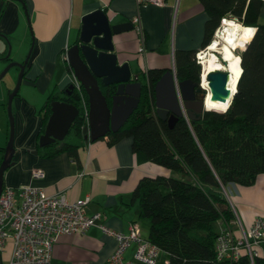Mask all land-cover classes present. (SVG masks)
<instances>
[{"label":"crops","instance_id":"1","mask_svg":"<svg viewBox=\"0 0 264 264\" xmlns=\"http://www.w3.org/2000/svg\"><path fill=\"white\" fill-rule=\"evenodd\" d=\"M96 9L104 10L109 21L117 25L130 21L134 15L139 16L145 33L144 52L139 51V36L134 27L114 36L113 41L119 64L128 62L133 76L149 68H168L176 72L175 51L194 50L196 55L203 50L204 26L208 18L198 0H165L162 6L141 5L138 0H0V56L6 55L9 43L14 53L12 59L17 63L30 54L24 70L27 77L12 100L15 153L12 165L3 174L4 186L34 185L48 194L65 193L73 201L90 195L92 201L86 212L99 213L98 224L127 234L130 225L136 223L141 235L149 238L150 222L140 217L139 203L131 196L132 192L144 177H178L179 174L149 161L145 152L134 153L133 138L128 136L112 144L107 135L97 141L90 140L88 145L86 141L79 152L81 165L67 153L46 159L36 149L42 128L39 109L46 105L52 89H67L74 80L72 67L66 60L67 50L77 43L82 17ZM252 29L255 32L256 29ZM216 34L214 40L219 38V32ZM217 49L228 54L223 47ZM5 65L0 62V71ZM202 68L207 76L210 69L205 64ZM1 83L0 148L3 150H0V162L9 141L7 96L12 90ZM36 169H41L45 177L33 179L31 171ZM222 190L237 220V224L231 226L236 234L252 226L255 216H264V173L258 175L250 187L231 183ZM215 224L214 229L219 231L222 222ZM117 243L115 236L104 233L98 226L82 235L59 236L52 247L51 264H108ZM260 243L258 255L264 257V239ZM11 247L9 241L6 249L0 252V264L10 259ZM135 251L132 243L125 252V259H131ZM157 259V264H169L162 251Z\"/></svg>","mask_w":264,"mask_h":264},{"label":"trees","instance_id":"2","mask_svg":"<svg viewBox=\"0 0 264 264\" xmlns=\"http://www.w3.org/2000/svg\"><path fill=\"white\" fill-rule=\"evenodd\" d=\"M198 1L208 18L203 47L212 44L224 18L237 19L250 29L246 28L245 38L236 47H242L238 66L242 74L229 108L223 112L228 103L210 101L213 104L207 105L209 110L219 111L205 110L198 121L179 116L171 125L159 119L154 108L156 82L169 69L149 68L136 79L141 91L134 112L122 128L106 135L109 144L125 136L132 137L134 153L145 152L149 161L179 174L178 177H144L131 195L139 203L140 217L150 222L151 243L161 248L169 264H264L263 256L252 261L246 252L237 260L219 259L215 254L219 232L214 229L216 222L234 219V211L222 189L231 183L250 187L264 173V23H260L259 15L264 0ZM251 28H256L255 33ZM195 53L194 50L174 52L178 79H193L197 73L199 81ZM100 85L110 106L117 85ZM82 96L88 108L84 86ZM55 100L74 104L79 114L64 140L47 146L38 143L36 149L46 159L67 153L81 165L79 152L88 140L82 132L87 117L76 88L68 94L66 89L55 87L47 95L46 105L38 112L42 116L38 138L45 132L52 113L51 102Z\"/></svg>","mask_w":264,"mask_h":264},{"label":"water","instance_id":"3","mask_svg":"<svg viewBox=\"0 0 264 264\" xmlns=\"http://www.w3.org/2000/svg\"><path fill=\"white\" fill-rule=\"evenodd\" d=\"M107 16L104 10L96 9L82 17V26L78 33L77 43L69 46L66 56L74 76L81 86H84L89 98L87 125L82 132L91 141H97L106 136L107 133L122 128L140 100L141 84L136 81L138 75L133 76L128 62L119 64L113 42L114 36L131 31L134 26L130 21L118 23V25L112 24ZM213 54L218 57L225 69H211L205 77L206 86L201 80L202 75L199 79L201 86H199L191 79H183V81L178 79L177 72L172 69L167 70L160 77L154 90L156 95L154 108L159 119L167 120L171 125L179 116L198 121L204 111L209 110L206 105L208 100L209 102L221 101V103L228 101L223 112L229 108V104L236 94L238 83L234 92H231L229 86L231 71L226 68L228 60L221 55V52L213 51ZM28 57L19 64L9 63L6 69L0 73V78H2L13 65L17 64L21 68L14 90L7 99L10 133L8 144L4 148V157L0 162V195L5 184L3 174L12 165V158L15 153L13 139L15 118L12 113V100L20 92V84L28 64ZM100 84L107 87L108 85H117V92L112 96L110 106H108V100L102 93ZM67 87L68 94L75 88L72 83L68 84ZM50 111L52 113L47 120L45 132L39 136L40 146H47V144L64 140L65 135L72 127L74 118L79 114L74 104L62 100L52 101Z\"/></svg>","mask_w":264,"mask_h":264},{"label":"built area","instance_id":"4","mask_svg":"<svg viewBox=\"0 0 264 264\" xmlns=\"http://www.w3.org/2000/svg\"><path fill=\"white\" fill-rule=\"evenodd\" d=\"M138 1L141 5L148 3L154 6H162L165 2V0ZM223 20L219 28L223 26ZM130 21L139 36V51L144 52L145 33L141 20L138 15H134ZM218 31L219 29L217 33ZM236 49L240 48H233L232 51ZM198 62H202L199 56ZM77 80L74 77L71 83L79 92L83 111L88 118L87 103L82 96V86ZM87 142L88 145L90 139ZM82 173H79L80 176ZM31 176L35 180L45 177L41 169L31 171ZM91 201L90 195L73 201L69 200L65 193L48 194L43 188L34 185L19 188L4 186L0 195V252L6 249L9 241L12 242L11 257L6 264H51L52 247L59 236L82 235L93 226H98L104 233L115 236L118 241L114 253L107 260L108 264H157L161 248L141 235L136 223L130 225L127 234L112 230L106 224L100 225L97 223L101 218L99 213L86 212ZM254 218L253 225L247 230L242 229L240 235L231 227L237 224L236 218L227 223L221 221L222 226L215 240V254L219 259L237 260L244 252L252 261L259 256L257 250L264 239V216L257 215ZM132 243L136 246L135 254L126 260L125 252Z\"/></svg>","mask_w":264,"mask_h":264},{"label":"bare ground","instance_id":"5","mask_svg":"<svg viewBox=\"0 0 264 264\" xmlns=\"http://www.w3.org/2000/svg\"><path fill=\"white\" fill-rule=\"evenodd\" d=\"M232 21H236V20L229 19V18H225L223 20V24H222L223 26L219 30V38L215 37V40L213 42H211L212 43L211 47H208L207 50L205 49V50L199 52L198 56H199V58L202 59V62H203V63L201 62L200 64L201 65L205 64L210 70L214 69V68L224 69L225 67L223 65H220V63L217 62L215 55L208 54V53L210 52V50H214V49H217L220 47L225 48L228 52V54L225 57L227 58V56H228V61L232 62V64H233V68L231 69L232 71H231V75H230V79H229L230 80L229 86H230L231 92H234V88L236 87L237 83L239 82L240 74H242V69L236 65L237 63L234 60V54H233L231 46H233L235 44H239L238 41L245 38L248 30L242 28L241 25L236 24ZM236 22H238V21H236ZM209 48H210V50H209ZM203 52H207V53H203ZM201 53H203V54H201ZM217 102H221V101H217ZM222 103H225V102H222ZM226 103H228V101ZM210 104H213V103H209V101H206V105L210 106ZM218 104L221 105L220 103H218ZM223 106H225V105H223ZM225 107H227V106H225Z\"/></svg>","mask_w":264,"mask_h":264},{"label":"rangeland","instance_id":"6","mask_svg":"<svg viewBox=\"0 0 264 264\" xmlns=\"http://www.w3.org/2000/svg\"><path fill=\"white\" fill-rule=\"evenodd\" d=\"M260 15V23H264V6H263V8H262V10H261V13L259 14ZM239 23V22H238ZM242 25V24H241ZM243 26V25H242ZM246 28H248V27H246ZM249 29V28H248ZM247 29V30H248ZM213 41H214V39H213ZM240 41H242V40H240ZM238 43H240L239 41H238ZM237 45L238 44H235V45H233V46H231V48H232V50H233V48H236L237 47ZM241 49H242V47H240V49H236V51H234L233 52V54H234V60H235V62L237 63L236 65L238 66V64H239V62H240V55H239V53L241 52ZM7 52H6V55H4V56H0V62H2V63H5L6 65H5V67L3 68V70L2 71H4V69H6V67L9 65V63H17V61H15V60H13L12 58L14 57V53H12V51H11V44L9 43V45H7V50H6ZM236 53V54H235ZM196 56V59L198 60V56H197V54L195 55ZM10 58L9 60H6V58ZM239 60V61H238ZM19 63H21V62H19ZM18 63V64H19ZM229 64V66H231L232 65V62H230V63H228ZM20 66H18L17 64H15V65H13L9 70H7V73L6 74H4L3 76H2V78H0L1 80H0V82H2L1 84H3V85H6V86H10V87H12L11 89V92H13V90H14V87H15V84L17 83V81H18V78H19V72H20ZM225 69V68H224ZM228 69V68H227ZM232 68L230 67V71H232L231 70ZM2 71H0V73L2 72ZM24 77H27L25 74L23 75ZM24 77H23V80H22V82L25 80L24 79ZM22 82H21V84H20V87H21V85H22ZM21 89V88H20ZM21 91V90H20ZM11 92H9V94L8 95H10V93ZM8 97V96H7ZM216 225V224H215ZM215 228H216V226H215ZM162 264V263H161Z\"/></svg>","mask_w":264,"mask_h":264},{"label":"flooded vegetation","instance_id":"7","mask_svg":"<svg viewBox=\"0 0 264 264\" xmlns=\"http://www.w3.org/2000/svg\"><path fill=\"white\" fill-rule=\"evenodd\" d=\"M208 47V46H207ZM207 47H203V50L204 49H206L207 50ZM217 50H219V51H217ZM217 50H210V52L209 53H211V54H213V51H217V53H220L221 52V55H223L224 57L226 56L225 55V53L223 52V50L222 49H217ZM234 52V51H233ZM213 55H215V54H213ZM216 56V55H215ZM226 58V57H225ZM216 59H217V62L218 63H220V65H222V63L219 61V59H218V57L216 56ZM227 60H228V57L226 58ZM229 62V61H228ZM197 63L199 64V62H198V60H197ZM228 66H229V64H228ZM228 66L226 67V68H228ZM199 68H200V73H199V79H200V76H201V80L203 81V83H204V85L206 86L207 85V81H206V79H205V75L203 74V68H202V65L201 64H199ZM232 68H233V64H232ZM230 69V68H229ZM196 76H197V73L196 74H194V76H192L193 77V79L192 78H190L192 81H194L195 83H198L199 84V86H201V81H197L196 80Z\"/></svg>","mask_w":264,"mask_h":264}]
</instances>
